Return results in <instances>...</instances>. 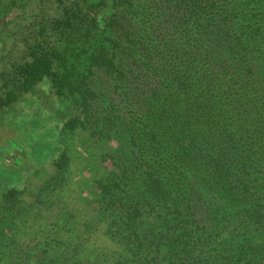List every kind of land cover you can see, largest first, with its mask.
Wrapping results in <instances>:
<instances>
[{
  "label": "trees",
  "instance_id": "1",
  "mask_svg": "<svg viewBox=\"0 0 264 264\" xmlns=\"http://www.w3.org/2000/svg\"><path fill=\"white\" fill-rule=\"evenodd\" d=\"M9 8L0 0V23L19 49L0 59V125L19 136L18 106L44 80L71 105L63 133L95 123L91 137L103 140L113 124L117 149L103 160L116 169L94 181V232L107 226L123 252L80 253L88 238L61 239L44 221L22 239L8 232L5 213L25 202L28 181L20 187L17 168L3 163L0 264H264V0ZM99 73L115 96L103 117ZM50 164L55 174L39 194L66 175V148Z\"/></svg>",
  "mask_w": 264,
  "mask_h": 264
},
{
  "label": "rangeland",
  "instance_id": "2",
  "mask_svg": "<svg viewBox=\"0 0 264 264\" xmlns=\"http://www.w3.org/2000/svg\"><path fill=\"white\" fill-rule=\"evenodd\" d=\"M3 1L4 6H10L11 10L12 1H17L23 9L40 0ZM4 13L2 9L0 20L6 16ZM7 19H10V16ZM10 33L11 28L8 29L0 23V59L18 55L19 48L15 47L13 39L8 38ZM41 84V90L35 97H30L27 103L18 106L21 113L17 118L18 129L21 128L19 136L3 124L0 125V169L4 167L3 163L8 167L17 168V174L22 181L20 187L28 181L25 202L14 214L5 213L7 230L9 232L12 229L17 233L15 237L22 239L30 232L27 228L32 225L39 226L44 221L43 224L53 226L52 232L58 230L61 239L88 238L90 241L87 245L78 249L80 253L86 251L95 255L98 252L117 256L123 252V247L108 238L107 226H102L100 231L94 232L96 224L99 223L95 215L94 181L116 169L113 162L103 160V157H108L110 161L109 157L114 155L117 149V137L110 130L113 124H106L103 140L91 137L92 130H97L95 123L89 125L87 131L78 130L75 135L63 133V125L70 116L71 105L66 99L53 94L47 80ZM92 85L98 91H105V96L97 103L96 115L106 116L115 97L113 86L108 77L100 73L93 78ZM116 102L118 104L119 100L115 101V104ZM122 107L125 110L123 103H120L119 108ZM33 130L36 135L32 138ZM61 145L70 156L66 175L59 179L55 187H48L39 194L55 174L50 160L58 157ZM119 145L123 147L120 150L127 149L128 141L125 137ZM86 223L90 229L84 230ZM70 249L72 250V247Z\"/></svg>",
  "mask_w": 264,
  "mask_h": 264
}]
</instances>
